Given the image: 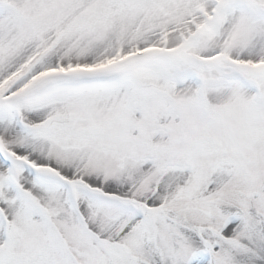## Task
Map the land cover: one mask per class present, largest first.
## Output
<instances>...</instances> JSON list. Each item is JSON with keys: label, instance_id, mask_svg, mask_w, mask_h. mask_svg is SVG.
<instances>
[{"label": "snow or ice", "instance_id": "snow-or-ice-1", "mask_svg": "<svg viewBox=\"0 0 264 264\" xmlns=\"http://www.w3.org/2000/svg\"><path fill=\"white\" fill-rule=\"evenodd\" d=\"M0 264H264V0H0Z\"/></svg>", "mask_w": 264, "mask_h": 264}]
</instances>
